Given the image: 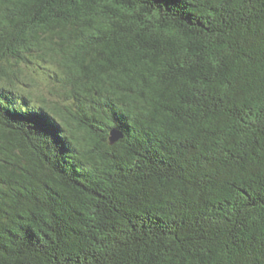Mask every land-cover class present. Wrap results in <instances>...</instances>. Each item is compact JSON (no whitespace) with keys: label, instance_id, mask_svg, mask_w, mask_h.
<instances>
[{"label":"trees","instance_id":"trees-1","mask_svg":"<svg viewBox=\"0 0 264 264\" xmlns=\"http://www.w3.org/2000/svg\"><path fill=\"white\" fill-rule=\"evenodd\" d=\"M0 93V264H264V0H0Z\"/></svg>","mask_w":264,"mask_h":264},{"label":"rangeland","instance_id":"rangeland-1","mask_svg":"<svg viewBox=\"0 0 264 264\" xmlns=\"http://www.w3.org/2000/svg\"><path fill=\"white\" fill-rule=\"evenodd\" d=\"M42 64V69L39 70V74H37V77H35L37 82L32 90L35 94L33 95V98L35 99L40 94H43L48 100H56L60 97L56 94L58 83L53 77L56 72V67L48 61L42 62Z\"/></svg>","mask_w":264,"mask_h":264},{"label":"water","instance_id":"water-1","mask_svg":"<svg viewBox=\"0 0 264 264\" xmlns=\"http://www.w3.org/2000/svg\"><path fill=\"white\" fill-rule=\"evenodd\" d=\"M121 137H122V134L118 129H113L111 131V135H110L111 142H115Z\"/></svg>","mask_w":264,"mask_h":264},{"label":"snow or ice","instance_id":"snow-or-ice-1","mask_svg":"<svg viewBox=\"0 0 264 264\" xmlns=\"http://www.w3.org/2000/svg\"><path fill=\"white\" fill-rule=\"evenodd\" d=\"M5 96L3 93H0V105L4 103Z\"/></svg>","mask_w":264,"mask_h":264}]
</instances>
